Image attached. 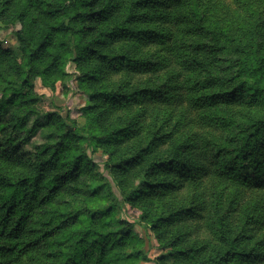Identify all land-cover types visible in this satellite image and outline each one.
<instances>
[{
    "label": "trees",
    "instance_id": "1",
    "mask_svg": "<svg viewBox=\"0 0 264 264\" xmlns=\"http://www.w3.org/2000/svg\"><path fill=\"white\" fill-rule=\"evenodd\" d=\"M0 21V264H137L126 204L159 264H264V0H0ZM35 78L73 84L85 124Z\"/></svg>",
    "mask_w": 264,
    "mask_h": 264
},
{
    "label": "rangeland",
    "instance_id": "2",
    "mask_svg": "<svg viewBox=\"0 0 264 264\" xmlns=\"http://www.w3.org/2000/svg\"><path fill=\"white\" fill-rule=\"evenodd\" d=\"M18 28L19 25L17 23L5 26L0 21V42L4 47L17 50V41L14 31ZM67 68L72 69L71 66ZM33 84L36 93L41 95L37 105L41 111H56L64 117L77 121L80 125L85 124L82 107L86 103V99L78 93L79 90L73 86V84H71L73 87L70 86L66 91L58 89L56 91H51L49 88L43 86L38 78L33 80ZM40 141V136L36 133L31 136L25 148L33 149L35 144H38ZM87 152L91 160L96 164L97 170L111 181L109 173L104 169L105 155L102 150L89 147ZM111 183L113 184V182ZM113 188L116 193H118L115 186ZM123 216L133 222L132 235L139 241L141 250L145 254V258L139 260L137 264H159V257L161 254H165V250L161 248L149 227L144 222L138 220L139 212L132 209L129 204H126Z\"/></svg>",
    "mask_w": 264,
    "mask_h": 264
}]
</instances>
